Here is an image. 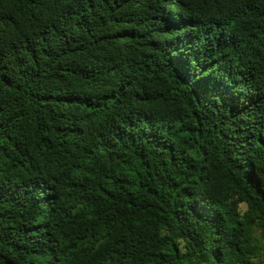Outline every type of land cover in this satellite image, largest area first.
Instances as JSON below:
<instances>
[{"label": "trees", "instance_id": "16d2710c", "mask_svg": "<svg viewBox=\"0 0 264 264\" xmlns=\"http://www.w3.org/2000/svg\"><path fill=\"white\" fill-rule=\"evenodd\" d=\"M0 264H264V0H0Z\"/></svg>", "mask_w": 264, "mask_h": 264}]
</instances>
